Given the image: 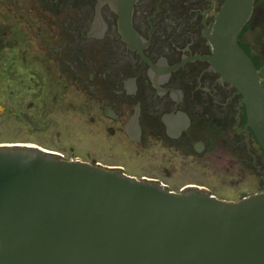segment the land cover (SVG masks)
I'll return each mask as SVG.
<instances>
[{"label": "flooded vegetation", "instance_id": "af4514ba", "mask_svg": "<svg viewBox=\"0 0 264 264\" xmlns=\"http://www.w3.org/2000/svg\"><path fill=\"white\" fill-rule=\"evenodd\" d=\"M100 1L0 0V118L20 120L0 127L2 137L17 136L0 139V148H35L127 175V159L156 149L162 151L157 168L166 179L176 173L178 156L207 154L221 160L246 149L252 165L264 160L254 134L245 129L241 95L228 82L221 84L208 61L189 62L170 72L169 84L159 85L182 90L185 100L180 103L170 98L171 91L156 95L152 67L139 57V49L129 50L119 32L121 15L108 3L99 8L107 31L101 39L89 38ZM210 1L213 9L207 12L212 3L206 0H137L131 24L149 43L143 55L155 66L162 56L169 67L182 63L183 55L211 57L206 36L226 0ZM238 42L263 71L264 0H255L252 21ZM29 43L43 51L45 63L22 47ZM188 45L190 51L184 52ZM213 148L221 153L209 154ZM130 176L168 189L161 178ZM187 187L202 186L175 192Z\"/></svg>", "mask_w": 264, "mask_h": 264}, {"label": "water", "instance_id": "95a60500", "mask_svg": "<svg viewBox=\"0 0 264 264\" xmlns=\"http://www.w3.org/2000/svg\"><path fill=\"white\" fill-rule=\"evenodd\" d=\"M136 1L97 3L89 38L101 39L107 31L99 8L108 3L121 15L119 32L129 50L139 49L152 67L156 95L171 91L180 103L182 90L159 85L169 84L170 72L189 62L208 61L221 84L228 82L241 95L245 129L264 153V70L256 69L238 42L252 21L255 0H226L210 34L204 33L213 55L190 52L174 67L161 55L157 66L143 55L149 43L131 24ZM206 1L212 3L209 12L213 2ZM151 31L152 26L149 37ZM0 264H264V190L234 202L204 187L170 191L35 148H0Z\"/></svg>", "mask_w": 264, "mask_h": 264}, {"label": "rangeland", "instance_id": "374dc122", "mask_svg": "<svg viewBox=\"0 0 264 264\" xmlns=\"http://www.w3.org/2000/svg\"><path fill=\"white\" fill-rule=\"evenodd\" d=\"M22 47L40 58L41 63L46 62L43 51H40L37 45L29 43ZM17 123H20V120L14 116L7 115L4 119L0 118L1 128H9ZM15 137L17 136L14 134L5 137L0 135V139L12 140ZM208 153L219 154L221 152L213 148ZM134 155L127 159L130 169L128 174L161 178L165 183H169L164 185L168 186L170 191L181 190L187 185L194 184L206 187L219 199L237 202L244 196L264 190V160L261 159L260 163L252 165L251 160L248 156L246 157V149L241 150L235 156L227 153L221 160L207 154L196 158L178 156L175 165L177 171L167 179L163 170L157 168L163 160L162 151L151 149L147 153H135ZM236 160L238 162H235Z\"/></svg>", "mask_w": 264, "mask_h": 264}, {"label": "trees", "instance_id": "16d2710c", "mask_svg": "<svg viewBox=\"0 0 264 264\" xmlns=\"http://www.w3.org/2000/svg\"><path fill=\"white\" fill-rule=\"evenodd\" d=\"M263 156H264V154H263Z\"/></svg>", "mask_w": 264, "mask_h": 264}]
</instances>
